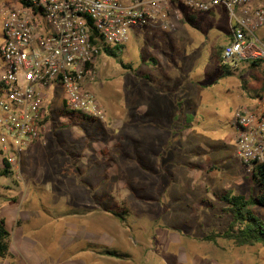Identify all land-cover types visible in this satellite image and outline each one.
Instances as JSON below:
<instances>
[{"label": "rangeland", "instance_id": "obj_1", "mask_svg": "<svg viewBox=\"0 0 264 264\" xmlns=\"http://www.w3.org/2000/svg\"><path fill=\"white\" fill-rule=\"evenodd\" d=\"M16 7L0 0V44L3 18ZM194 17L168 30L131 29L125 44L97 55L93 80L84 85L104 107V121L64 107L60 86L48 94L40 142L31 143L29 158L28 147L21 153L11 175L0 176L1 214L11 233L0 264H33L41 256L58 257V264H264L262 245L206 240L229 222L222 195L258 193L251 167L235 154L233 120L256 102L261 91L252 77H263L264 62L221 65L227 13L214 8ZM165 65L178 70L172 94L187 113L173 125L184 127L171 132L163 123L155 125L158 134L148 133L134 115L139 86L149 74L171 89ZM196 90L199 99L191 97ZM253 211L264 219V206ZM20 243H28L26 259ZM99 246L116 255L101 254ZM70 259L76 262L65 263Z\"/></svg>", "mask_w": 264, "mask_h": 264}, {"label": "built area", "instance_id": "obj_2", "mask_svg": "<svg viewBox=\"0 0 264 264\" xmlns=\"http://www.w3.org/2000/svg\"><path fill=\"white\" fill-rule=\"evenodd\" d=\"M3 18L0 44V156L11 168L41 138L48 94L60 86L63 106L90 119L105 109L84 85L103 47L125 44L131 29L175 28L187 13L222 8L230 21L220 63L264 62L263 0H15ZM235 154L246 166H264V90L252 109L233 120Z\"/></svg>", "mask_w": 264, "mask_h": 264}, {"label": "trees", "instance_id": "obj_3", "mask_svg": "<svg viewBox=\"0 0 264 264\" xmlns=\"http://www.w3.org/2000/svg\"><path fill=\"white\" fill-rule=\"evenodd\" d=\"M194 14L187 13L185 20L194 21ZM102 51L110 53L108 46L103 47ZM260 62L252 61L250 64L251 66H257ZM252 79L255 87L259 88L260 91L264 90V75L263 77L255 76ZM82 116L89 118L83 114ZM2 160L4 167L0 170V176L11 175V167L4 159ZM251 169L253 178L259 185L258 193L255 196L249 197L243 195H222L220 199L225 204L223 210L229 216V222L223 231L207 236L206 240L214 242L216 238H220L230 241L237 247L253 246L256 244L264 246V219L253 211V207L256 205L264 206V166L255 165ZM10 243L11 233L6 227L5 218L2 216L0 210V261L9 255ZM95 248L97 247L93 249ZM98 248L96 250L100 251L101 254L109 256L116 255L114 251L104 250L100 246Z\"/></svg>", "mask_w": 264, "mask_h": 264}, {"label": "crops", "instance_id": "obj_4", "mask_svg": "<svg viewBox=\"0 0 264 264\" xmlns=\"http://www.w3.org/2000/svg\"><path fill=\"white\" fill-rule=\"evenodd\" d=\"M263 33H264V29L259 31L260 35H262ZM164 72H165V75L168 76L166 78L169 81V83L167 85L168 86L170 85L172 87L171 89L165 90L159 84L154 83L152 80H150L149 74H143L145 76V78L143 79V81L140 83V86H139L140 100H139V104H138V109H137V111L134 112V115H137L139 117L140 123L143 125V128L146 131H148V133L158 134L159 128L155 125H158V124L162 125L163 123L165 126L168 127L169 131H171V132L173 131L172 129L174 128L176 131H178L177 133H179V132H181V131H179V129L184 127V125H182L184 121L181 122V125H173V123L180 121L179 120L180 118H185V114L187 113L183 109L184 105H182L181 99H178L175 94H172L177 89V86H176V84L170 83V82H171V79L173 78V76L174 75L176 76L178 74V70L169 66V65H165L164 66ZM263 75H264V71L262 72V76ZM199 95H200V92L196 90L194 95H193V93L191 94V97H194V98L197 97V99H199ZM136 112H137V114H136ZM184 120H186V119H184ZM185 125H186V123H185ZM180 126H182V127H180ZM43 138H44V136H43ZM38 142H40V141H38ZM34 144H36V142ZM34 144L29 145L27 148L28 150L26 152V156L28 158L30 156L28 151L31 150L30 148ZM34 186L36 187V189H39L38 184H37L35 179H34ZM2 209H6L5 204L0 206V210H2ZM89 212L92 214L97 213L92 209ZM22 239H27V237L24 236V237H22ZM21 241H23V240H21ZM22 245L26 246V245H28V243H20L18 246V247H20L18 249V253L22 256H25L24 259H26L27 255H29L28 253H30V252H28V250H25V247L22 248ZM92 256H93L94 262L99 261V257H100L99 255L94 254ZM27 260H29V259H27ZM58 260H59L58 257L46 259V256H41V258L32 259V261L29 260V262L35 264L38 261H43L44 264H48L49 261H53L54 264L55 263L58 264ZM78 260H80V259H77V261ZM73 261L76 262L75 260L70 259L69 261H66L65 263H67V262L71 263Z\"/></svg>", "mask_w": 264, "mask_h": 264}]
</instances>
